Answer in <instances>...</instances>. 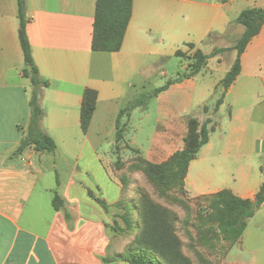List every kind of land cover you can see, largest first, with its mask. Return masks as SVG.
Segmentation results:
<instances>
[{"label":"crops","instance_id":"1","mask_svg":"<svg viewBox=\"0 0 264 264\" xmlns=\"http://www.w3.org/2000/svg\"><path fill=\"white\" fill-rule=\"evenodd\" d=\"M25 1L32 55L49 83L41 128L57 149L18 152L33 88L23 73L18 1L0 0V264H130L119 257L135 234L112 229L125 195L110 152L118 119L125 126L121 143L153 164L184 150L189 119L208 123L209 142L188 167L187 194L227 190L255 201L264 187V25L242 53L241 73L219 107L237 51L211 57L194 77L186 74L195 52L232 49L228 42L245 31L232 23L246 9L264 10V0H133L122 47L111 53L93 50L97 0ZM177 59L186 63L154 94L151 84L166 86L161 82L174 76ZM87 89L97 93V103L84 133ZM56 195L61 210L53 205ZM239 249L241 264H264V203L247 221Z\"/></svg>","mask_w":264,"mask_h":264},{"label":"trees","instance_id":"2","mask_svg":"<svg viewBox=\"0 0 264 264\" xmlns=\"http://www.w3.org/2000/svg\"><path fill=\"white\" fill-rule=\"evenodd\" d=\"M19 8L20 29L19 38L24 53L25 68L24 76L29 78L32 84V96L30 100L31 119L28 126V132L23 139L18 152L21 153L25 148L33 146L34 149L42 153H54L57 149L55 141L47 135L41 128V121L44 117V109L42 106L43 90L49 86L48 81L44 80L34 61L32 55V47L27 33L28 17L25 0H17ZM133 0H97L96 15L93 34V50L97 52H118L122 47L124 37L132 17ZM244 27L245 31L240 39L235 43L232 49H215L212 54L205 55L200 51L195 52L192 57L193 62L189 66L188 78L199 74L207 61L218 54L230 50H236L238 53L237 59L229 73L222 81L224 92L219 99L217 106L223 103V99L234 84L241 73V55L245 51L249 41L258 35L264 25V10L263 9H246L242 11L239 17L232 23ZM170 85L158 89L155 94H158L168 88ZM97 93L87 89L84 93L83 103L81 107V129L84 133L88 132L94 112L96 110ZM137 105V102L132 103L128 108L120 114L130 112ZM125 126L120 125L118 119L116 132V145L120 144L124 139ZM210 130L208 123L200 124L196 118L188 120V133L185 138V148L183 151L174 155L168 162L162 165L148 163L146 165L147 175L154 181L164 184L167 183L172 175V169L177 168L183 173L185 180L188 167L193 161L200 149L209 142ZM214 199L219 200L223 204V212L226 219L221 223V230L226 237L238 241L246 227L247 221L253 217V203L258 209L264 203V187L256 196L254 202L242 200L230 191H222L214 196ZM102 207L108 211L109 207L102 201L99 202ZM150 208L156 209L155 205L150 203ZM53 205L56 210L63 208V201L58 195L55 196ZM147 205L144 208V213ZM160 211V210H159ZM144 213V230L136 238V246H130L125 256H120V259L128 261L130 264H178L179 261L189 262L181 255L176 247L172 250L174 238L173 232L170 234V240L161 237L154 238L152 233H149V227ZM69 218V215L67 216ZM113 231L114 227L112 228Z\"/></svg>","mask_w":264,"mask_h":264},{"label":"rangeland","instance_id":"3","mask_svg":"<svg viewBox=\"0 0 264 264\" xmlns=\"http://www.w3.org/2000/svg\"><path fill=\"white\" fill-rule=\"evenodd\" d=\"M230 36L232 35H229V38ZM232 38L228 42L230 45L240 39ZM181 61L186 63L177 59L173 67L174 76L164 80L163 84L161 82L162 86L169 84L170 79L177 75L181 69ZM151 85L155 94L158 84ZM155 106L154 101L153 119L157 117ZM110 152L114 157L113 167L120 173L125 189L124 197L116 206L114 230L118 235L135 234L129 246L137 247L135 241L144 230L142 212L144 213L147 205L144 216L148 221L149 233L156 239L161 237L165 240L168 236L170 240V234L173 232L176 240L173 239L172 250L178 247L189 264H241L240 239L234 241L226 237L221 230L220 226L226 215L223 212V204L214 199L216 194L190 197L185 190L183 173L177 168L172 169L171 178L167 183L154 182L147 175L146 165L150 162L144 159L137 149L126 147L122 143L114 146ZM150 203L154 204L156 209L150 208ZM178 264L186 263L179 261Z\"/></svg>","mask_w":264,"mask_h":264},{"label":"water","instance_id":"4","mask_svg":"<svg viewBox=\"0 0 264 264\" xmlns=\"http://www.w3.org/2000/svg\"><path fill=\"white\" fill-rule=\"evenodd\" d=\"M253 210H256V205L253 203Z\"/></svg>","mask_w":264,"mask_h":264}]
</instances>
